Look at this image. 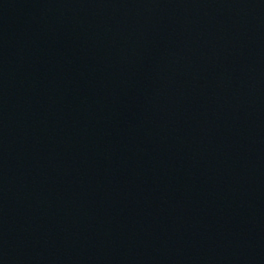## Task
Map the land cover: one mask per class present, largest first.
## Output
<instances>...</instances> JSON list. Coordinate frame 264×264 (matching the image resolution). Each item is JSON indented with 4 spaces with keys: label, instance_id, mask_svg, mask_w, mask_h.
I'll return each instance as SVG.
<instances>
[{
    "label": "water",
    "instance_id": "obj_1",
    "mask_svg": "<svg viewBox=\"0 0 264 264\" xmlns=\"http://www.w3.org/2000/svg\"><path fill=\"white\" fill-rule=\"evenodd\" d=\"M0 264H264V0H0Z\"/></svg>",
    "mask_w": 264,
    "mask_h": 264
}]
</instances>
